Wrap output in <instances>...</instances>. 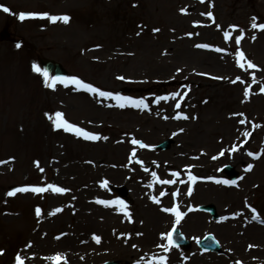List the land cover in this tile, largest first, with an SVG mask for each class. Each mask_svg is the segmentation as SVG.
Segmentation results:
<instances>
[{"label":"rangeland","instance_id":"1","mask_svg":"<svg viewBox=\"0 0 264 264\" xmlns=\"http://www.w3.org/2000/svg\"><path fill=\"white\" fill-rule=\"evenodd\" d=\"M0 5L10 10L0 8V264H16L18 254L24 264H54L49 258L58 253L66 264L117 259L157 264L162 256L167 264H264V240L257 239L258 230L251 231L264 225L253 219L258 214L264 221V154L256 163L247 154L264 151V31L251 27L253 18L264 23V0H0ZM44 12L67 15L69 23L19 18L20 13ZM225 31L230 33L227 40ZM241 31L244 38L237 45ZM238 51L257 67L248 70L245 60L240 67ZM44 57L63 63L68 77L114 95L143 99L148 107L120 108L115 99L71 84L48 87L42 72L33 70L37 65L43 71ZM173 93L178 95L173 98ZM57 112L107 139L85 140L56 129ZM178 113L188 119L176 121ZM162 122L172 126L164 131ZM168 138L174 139L171 147L157 150ZM133 139L149 147L134 145ZM133 150L136 157L130 159ZM197 155L204 157L200 166ZM239 155L244 160H236ZM228 164L240 173L236 184H217ZM249 164L253 168L246 171ZM189 168L202 177L206 190L190 203L213 204L217 212H204L207 224L188 231L194 242L190 249L165 252L160 245H165L173 219L156 229L152 242L146 215L148 207L160 212L171 202L161 196L164 185L152 173L178 182L173 172L184 174ZM49 184L68 191L8 195L19 187ZM120 185L129 189L127 200L112 190ZM100 199L123 201L131 222L112 203L101 229L97 217L102 215L94 209ZM176 199L186 210L188 203ZM57 208L62 211L51 215ZM221 229L229 234L222 236ZM207 233L219 239L221 251L204 252L196 244ZM94 235L103 237V243L96 244ZM44 240L48 244L42 245Z\"/></svg>","mask_w":264,"mask_h":264},{"label":"snow or ice","instance_id":"2","mask_svg":"<svg viewBox=\"0 0 264 264\" xmlns=\"http://www.w3.org/2000/svg\"><path fill=\"white\" fill-rule=\"evenodd\" d=\"M201 2H203V0H201ZM0 8H2V10L5 13L10 11L8 7H4L3 5H0ZM181 12L182 13L186 12V9H181ZM207 15L209 17H212V13L211 12L207 13ZM36 17H39L41 19L46 18L47 20L51 21L52 23H56L57 21H62L63 23L67 24V23H69V20H70V17L67 16V15L55 16V15H50L47 12H44V13H20L19 14V18L21 20L29 19V18H36ZM231 27H232V29L236 28V26H231ZM251 27L253 29L259 28L260 30L264 31V23L258 25L255 22V18H253V23H252ZM153 31L154 32H158L159 29H153ZM137 35H139V33H137ZM189 35H191V34H189ZM224 37H225L226 40L229 39L230 38V33L228 31H225L224 32ZM243 38H244V34H243V31H241L240 35H238L235 38V43L237 45H239ZM252 39L254 40L255 36H253ZM16 47L19 48L20 45L17 44ZM196 47H198V48H208L209 45H207V44H198V45H196ZM215 50L217 52L222 51V49H220V48H216ZM245 59H246L245 54L242 51H238L237 52V63L242 68L245 67V64L242 63L241 61H244ZM247 67L248 68H256L257 66L254 63H252L251 61H248L247 62ZM33 70L35 72H38V73L42 72V75L45 78L46 85L48 87H51V88H54L57 83L63 84L65 87H67L69 84H71V85H74L78 90H82V91L93 93V94H98L101 97H110L112 99H115V100H117L119 102L118 103V107H120V108H125V107H128V106H131V107H134V108H145L146 109L148 107V105L145 103V101L143 99L134 100L131 97H123V96H120V95H114L111 92L101 91L98 88H96L95 86H93L92 84L86 83V82L82 81L81 79H79L77 77H74V76L73 77H50L49 73H48V71L46 69L42 71L41 68L39 66H37V65H33ZM118 79L123 80L124 77L121 76V77H118ZM237 79H239V78H237ZM253 82H256L255 81V76H253ZM261 92L264 93V87L261 88ZM172 95H173V98H174L178 94L177 93H173ZM184 95L186 96L187 93H184ZM248 95H249V90L245 89V96H248ZM158 99L159 100H165V99H168V97H159ZM176 107L179 108L180 104L178 103L176 105ZM238 115H243V114L240 113ZM175 118L176 119H188V117L186 115H182V114H178ZM49 119H52V117H49ZM241 123H244V121L242 120ZM53 124H54V127L56 129H63L64 131L72 132L76 136L82 137L85 140L96 141V140H100V139H107L106 137H100L97 134L88 132L85 129H82V128L70 123L69 121L64 119L63 113H60V112H57L55 114V119L53 120ZM181 131H183V130H181ZM244 135L245 136H250L251 133L245 132ZM132 143L134 145H139L140 147H149L148 145L143 144L142 141H138L136 139H133ZM236 150L237 149L235 147L232 149V151H236ZM261 154H264V152H262ZM261 154H255V153H252V152L248 153V155L252 156L254 159H259ZM221 155H223V153H221ZM135 157H136V152H135V150H133V152L131 153L130 159L135 158ZM216 158L217 157H214L213 159H216ZM136 162L140 163V164H143V162L139 161V160H137ZM35 164H36V167L41 172H43V168L40 167L39 162L37 161V162H35ZM252 168H253V165L249 164L245 170L246 171H251ZM144 170L148 171V169H146V168ZM173 175H178V173H173ZM152 176H153V179L156 182H158V183H165V184L175 183V181H171V180L160 181L159 178L156 176V174L154 172L152 173ZM196 179H197V177L192 176L189 173V180L190 181H192L194 183L196 181ZM215 182L217 184H231V185H235L236 184V181H228V180H216ZM102 186H107V181L103 182ZM149 187H151V185H149ZM49 190H51V191H53L55 193H60V194L68 191L67 189L56 187V186H54L52 184H49V185H47V187H37V186L19 187V188L14 189L13 191H10L8 193V195L9 196H15L17 193H27V192H32V193H36V194H43L45 192H48ZM191 192H192V189L189 188L188 194L191 195ZM177 194L178 193H173V195H177ZM163 195H166V193L162 192L161 196H163ZM151 199L153 200L154 203H157V204L160 203V200L157 197H152ZM97 203L104 204L105 206H110L112 203L118 204L120 206V209L124 212V215L131 222V218H132L131 217V213L127 211V205L123 201H114V202H112V201L97 200ZM60 211H62V209L57 208V209H55V211L53 213H50V214L51 215H55L56 213H58ZM162 211L171 212L172 214H174L175 217H176L175 223L177 225L180 223L181 219L185 215V213H181L178 210V206H175L173 208H163ZM252 211L255 213V209H253ZM36 215H37V217H39L41 215L40 208L36 209ZM253 219H257L258 220L259 219V215L258 214L254 215ZM261 222H264V221H261ZM173 231H175V228L173 229ZM172 237H173V232L167 233L166 238L168 240V245L167 246L160 245V247L164 248L165 252L169 251L171 246H172V244H173ZM162 238H163V234H162ZM93 239L97 243L100 242V237L99 236H95L94 235ZM29 247H31V245H29ZM134 247H135V245H134ZM249 247H252V246L250 245ZM2 254H3V252H2V250H0V255H2ZM15 259H16V264H24V259L19 254L16 256ZM49 259H51L54 262V264H61V262H62V254L58 253L56 256L50 257ZM62 264H66V260H63ZM149 264H152V261H149ZM157 264H167V257L166 256L160 257L158 259V261H157Z\"/></svg>","mask_w":264,"mask_h":264},{"label":"bare ground","instance_id":"3","mask_svg":"<svg viewBox=\"0 0 264 264\" xmlns=\"http://www.w3.org/2000/svg\"><path fill=\"white\" fill-rule=\"evenodd\" d=\"M258 49V45L256 47ZM198 53H205V51H198ZM249 85H246L245 89H248ZM183 122V121H181ZM160 126H161V129L162 130H166L167 128L166 127H171L172 126V122H162L160 123ZM244 156H237V158H235L236 160H244ZM262 158V157H261ZM260 158V160H261ZM196 159L198 162H203L204 161V157L202 158L200 155H197L196 156ZM259 162V160H258ZM205 190V189H204ZM204 190L203 188H201L199 191L197 190V196L199 197H203V194H204ZM206 191V190H205ZM205 195H206V192H205ZM204 195V196H205ZM218 194L216 193V191L214 190V187H213V197H217ZM95 209V212H98L100 213L102 216H100V220L102 221L103 218L105 217H108V213L109 211L106 210V208H101V207H96L94 208ZM151 213L146 217L147 218V221H148V227L151 225L153 228H151V236L153 235V229L155 230L157 227L159 226H162L164 221L168 218L167 215H164V214H159V213H156L154 211V208H151ZM152 217V218H151ZM249 221L247 218L244 220V222H247ZM92 223H96L97 225V222L92 221ZM204 224V216L203 215H194V216H187V218H185V220L183 221V227L188 230V228H199L201 227V225ZM230 224H235L234 222L230 223ZM105 225L102 224V228L104 227ZM253 228H255L254 230L252 229L251 231L252 232H258V237L257 239H261V240H264V228L261 227V226H258V229H256L255 226H252ZM221 233H222V236L224 235H228L229 233L225 230H222L221 229ZM45 243L48 244V241L47 240H44L41 242L42 245H45ZM103 243V242H102ZM101 243V244H102Z\"/></svg>","mask_w":264,"mask_h":264},{"label":"water","instance_id":"4","mask_svg":"<svg viewBox=\"0 0 264 264\" xmlns=\"http://www.w3.org/2000/svg\"><path fill=\"white\" fill-rule=\"evenodd\" d=\"M44 65L49 69L52 70L54 72H58V71H64L62 69V66L54 61L51 60H45L44 61ZM113 264V263H112Z\"/></svg>","mask_w":264,"mask_h":264}]
</instances>
